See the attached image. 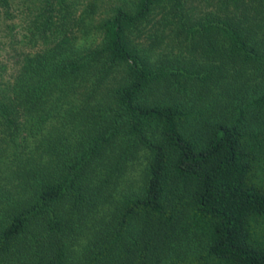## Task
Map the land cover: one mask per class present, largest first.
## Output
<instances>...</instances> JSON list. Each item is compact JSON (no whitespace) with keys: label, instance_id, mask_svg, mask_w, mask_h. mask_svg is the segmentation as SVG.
Listing matches in <instances>:
<instances>
[{"label":"trees","instance_id":"obj_1","mask_svg":"<svg viewBox=\"0 0 264 264\" xmlns=\"http://www.w3.org/2000/svg\"><path fill=\"white\" fill-rule=\"evenodd\" d=\"M0 18V264H264V0Z\"/></svg>","mask_w":264,"mask_h":264},{"label":"rangeland","instance_id":"obj_2","mask_svg":"<svg viewBox=\"0 0 264 264\" xmlns=\"http://www.w3.org/2000/svg\"><path fill=\"white\" fill-rule=\"evenodd\" d=\"M14 20L16 21L17 19ZM11 41L12 38L8 35V32L5 31V22L0 18V55L2 58L6 56V51L11 49Z\"/></svg>","mask_w":264,"mask_h":264}]
</instances>
